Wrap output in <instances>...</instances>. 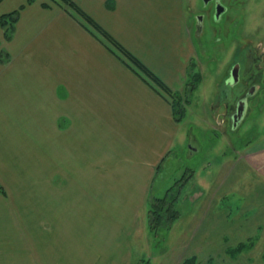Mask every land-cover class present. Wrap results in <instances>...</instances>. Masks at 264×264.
<instances>
[{
  "label": "crops",
  "instance_id": "crops-1",
  "mask_svg": "<svg viewBox=\"0 0 264 264\" xmlns=\"http://www.w3.org/2000/svg\"><path fill=\"white\" fill-rule=\"evenodd\" d=\"M76 1L169 88H184L195 46L175 20L161 22V1L174 0ZM46 2L0 0V15L23 5L10 38L0 26V115L13 112L0 135V165L16 161L7 150L18 141L7 133L15 140L18 131L21 147L36 112L40 154L46 140L54 141L57 177L108 183L104 190L91 184L81 195L73 191L83 208L65 233L32 228L20 214L36 210L0 192V264H131L150 236L139 215L150 182L182 142L183 129L166 99L74 17ZM81 210L87 229L80 228Z\"/></svg>",
  "mask_w": 264,
  "mask_h": 264
},
{
  "label": "rangeland",
  "instance_id": "rangeland-1",
  "mask_svg": "<svg viewBox=\"0 0 264 264\" xmlns=\"http://www.w3.org/2000/svg\"><path fill=\"white\" fill-rule=\"evenodd\" d=\"M173 2L168 6L161 1V22L164 20L168 26V21L175 20L174 26L180 35L186 30L191 35L195 50L190 64L197 66L194 70L200 73L201 79L179 121L183 140L173 155L164 159L150 182L146 212L139 213L140 217H145V230L150 236L144 250L131 264H206L209 260V264H264V106L258 112V108H253L237 129L230 130L225 126L223 130L219 124H223L221 112L215 104L233 47L246 39L264 45V20L254 18L258 6L245 0L240 29L246 37L233 34L228 47L220 49V43L215 44L205 33L203 46L213 57L209 61L200 56L193 31H190L193 13L200 10V0ZM46 3L68 11L66 6H60L54 0ZM222 42L226 44L227 40ZM183 90L178 91L183 93ZM2 113L9 119L13 115V112ZM25 113L15 112L17 116ZM8 118L0 115V135ZM34 118L37 119L36 112L32 114V128L30 132L26 130L27 138L21 147L20 133L17 131L15 140L13 134L7 133L10 142L15 145L18 141V146H10L7 150L9 156L16 153V161L0 165V184L4 189L1 193L9 201L36 210L20 214L32 228L65 233L76 218V208H83L75 202L76 199L81 201V197L73 196V191L78 190L81 195L80 191H88L91 184L104 190L108 182L70 181L60 179V175L57 177L55 166L50 163L55 151L54 141L49 144L46 140L45 145L49 147L44 148L42 156ZM171 186V193L176 196L172 208L178 210V216L170 221L168 218L166 225L152 231L148 219L151 200L153 196L162 197ZM44 206L49 208L47 212L42 210ZM55 206L64 208L57 211ZM79 214L80 228L87 229V213L81 210ZM191 256L195 257L192 263L187 260Z\"/></svg>",
  "mask_w": 264,
  "mask_h": 264
},
{
  "label": "flooded vegetation",
  "instance_id": "flooded-vegetation-1",
  "mask_svg": "<svg viewBox=\"0 0 264 264\" xmlns=\"http://www.w3.org/2000/svg\"><path fill=\"white\" fill-rule=\"evenodd\" d=\"M251 1L258 6L254 18L256 16L257 19L264 20V0ZM244 5L245 0H200V10L194 13L190 31H193L196 47L202 58L205 57L209 61L213 58L203 46L205 33L215 44L220 43V49L228 45L233 34L243 35L240 27L243 24ZM206 22H209L208 25ZM244 35L243 37H246ZM224 39L227 40L226 44L222 42ZM262 49L264 45L261 42L253 44L250 39H246L233 47L230 59L226 61L221 86L215 97V104L221 112L220 121L223 124L218 123L223 126L221 128L223 130L225 126L230 130L237 129L246 116L253 112V108H258L256 109L258 112L264 106Z\"/></svg>",
  "mask_w": 264,
  "mask_h": 264
},
{
  "label": "trees",
  "instance_id": "trees-1",
  "mask_svg": "<svg viewBox=\"0 0 264 264\" xmlns=\"http://www.w3.org/2000/svg\"><path fill=\"white\" fill-rule=\"evenodd\" d=\"M32 0H27V3ZM60 6L68 8L67 13L74 17L91 35L97 38L113 55L122 61L129 69L139 76L147 85L166 99L172 109L173 117L176 121H181L185 115V105L189 100L191 93L196 88L201 79L200 73L194 70L193 64L187 70V78L185 80L184 94L178 90L169 88L158 75H156L147 65H145L138 57L121 44L113 35H111L103 26H101L92 16L84 12L73 0H54ZM107 4L111 5L109 0ZM43 6H48L43 3ZM23 7L12 10L0 15V26L3 28V34L6 39L13 34L15 22L18 19L19 11ZM164 161L161 160V163ZM161 163L158 169L161 167ZM157 169V171H158ZM184 180V179H183ZM182 180V181H183ZM178 186V185H177ZM173 186L168 187L162 197L153 196L150 205V213L148 215L150 228L152 231H158L159 228L166 225V220H174L178 215V210L172 208L173 201L176 196L171 193ZM0 192L4 193L3 186L0 184ZM195 257L191 256L187 260L192 263ZM210 261V260H209ZM208 261V262H209ZM206 262V264H209Z\"/></svg>",
  "mask_w": 264,
  "mask_h": 264
},
{
  "label": "bare ground",
  "instance_id": "bare-ground-1",
  "mask_svg": "<svg viewBox=\"0 0 264 264\" xmlns=\"http://www.w3.org/2000/svg\"><path fill=\"white\" fill-rule=\"evenodd\" d=\"M194 14V13H193Z\"/></svg>",
  "mask_w": 264,
  "mask_h": 264
}]
</instances>
